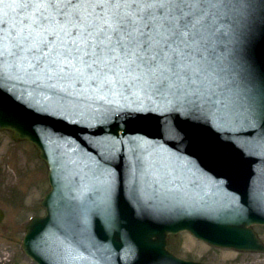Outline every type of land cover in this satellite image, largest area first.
<instances>
[{
	"label": "water",
	"instance_id": "water-1",
	"mask_svg": "<svg viewBox=\"0 0 264 264\" xmlns=\"http://www.w3.org/2000/svg\"><path fill=\"white\" fill-rule=\"evenodd\" d=\"M221 11L210 59L226 108L160 95L109 105L70 83L71 96L0 76V130L31 142L47 167L44 215L21 242L34 262L205 264L167 248L179 231L264 252L253 229L264 225V0H227Z\"/></svg>",
	"mask_w": 264,
	"mask_h": 264
},
{
	"label": "snow or ice",
	"instance_id": "snow-or-ice-1",
	"mask_svg": "<svg viewBox=\"0 0 264 264\" xmlns=\"http://www.w3.org/2000/svg\"><path fill=\"white\" fill-rule=\"evenodd\" d=\"M227 0H0V76L105 101L227 107L210 59ZM91 94V95H86ZM169 183L178 179L167 174ZM164 176L154 182L164 187ZM73 257L65 264H73Z\"/></svg>",
	"mask_w": 264,
	"mask_h": 264
},
{
	"label": "rangeland",
	"instance_id": "rangeland-1",
	"mask_svg": "<svg viewBox=\"0 0 264 264\" xmlns=\"http://www.w3.org/2000/svg\"><path fill=\"white\" fill-rule=\"evenodd\" d=\"M0 151V209L4 212L0 264H37L22 252L20 243L29 218L44 215L40 200L49 189L47 168L32 143L14 140L8 130H0ZM24 160L31 165L27 173ZM253 229L264 243V226L253 225ZM167 248L182 259L205 264H264V252L212 246L186 231L169 234Z\"/></svg>",
	"mask_w": 264,
	"mask_h": 264
},
{
	"label": "bare ground",
	"instance_id": "bare-ground-1",
	"mask_svg": "<svg viewBox=\"0 0 264 264\" xmlns=\"http://www.w3.org/2000/svg\"><path fill=\"white\" fill-rule=\"evenodd\" d=\"M0 153H2V151H0ZM45 163V162H44ZM46 165V164H45ZM23 169L24 170H26V173H27V171H29V170H31V165H30V163L27 161V160H24L23 161ZM47 168V167H46ZM7 178L9 177L8 175H5ZM186 232H188V233H190L189 231H186ZM191 234V233H190ZM203 241V240H202ZM203 242H205V241H203ZM207 243V242H206ZM208 244V243H207Z\"/></svg>",
	"mask_w": 264,
	"mask_h": 264
}]
</instances>
